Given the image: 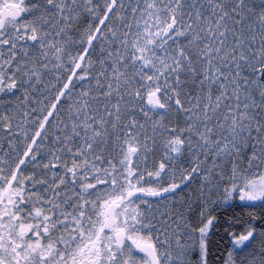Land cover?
I'll return each instance as SVG.
<instances>
[{"label":"snow or ice","instance_id":"6c2138e0","mask_svg":"<svg viewBox=\"0 0 264 264\" xmlns=\"http://www.w3.org/2000/svg\"><path fill=\"white\" fill-rule=\"evenodd\" d=\"M0 264H264V0H0Z\"/></svg>","mask_w":264,"mask_h":264}]
</instances>
